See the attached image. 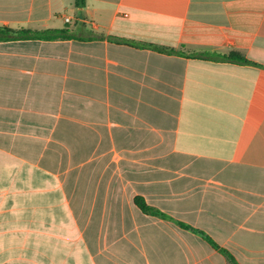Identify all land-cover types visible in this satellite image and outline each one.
<instances>
[{"label":"crops","instance_id":"0c3cea01","mask_svg":"<svg viewBox=\"0 0 264 264\" xmlns=\"http://www.w3.org/2000/svg\"><path fill=\"white\" fill-rule=\"evenodd\" d=\"M75 1L0 0L76 37L0 41V264H264V0Z\"/></svg>","mask_w":264,"mask_h":264},{"label":"trees","instance_id":"16d2710c","mask_svg":"<svg viewBox=\"0 0 264 264\" xmlns=\"http://www.w3.org/2000/svg\"><path fill=\"white\" fill-rule=\"evenodd\" d=\"M76 8L82 9L85 6V0H76ZM76 37L68 29H59V30H44V31H30V30H18L14 31L8 28H0V41H14V40H42V41H55V40H72ZM154 51L159 53L166 54H180L176 50L164 48L155 45H147ZM231 61L240 63V64H251L246 58L240 55L237 52H232L229 56L225 57ZM135 204L137 207L144 213L158 216L161 218H167V216L156 209L149 207L143 198L136 197ZM179 225L185 229L191 230L196 234L201 235L214 249L220 252L225 258H227L229 264H238L235 258L225 249L218 246L209 236L205 233L195 230L188 225L179 223Z\"/></svg>","mask_w":264,"mask_h":264},{"label":"built area","instance_id":"2783aa9c","mask_svg":"<svg viewBox=\"0 0 264 264\" xmlns=\"http://www.w3.org/2000/svg\"><path fill=\"white\" fill-rule=\"evenodd\" d=\"M66 21L69 22L70 20L67 18Z\"/></svg>","mask_w":264,"mask_h":264}]
</instances>
